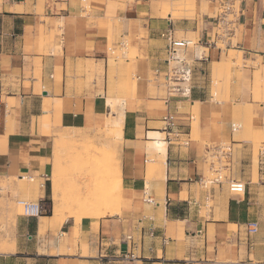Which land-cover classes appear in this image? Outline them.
I'll return each instance as SVG.
<instances>
[{"label":"crops","instance_id":"obj_1","mask_svg":"<svg viewBox=\"0 0 264 264\" xmlns=\"http://www.w3.org/2000/svg\"><path fill=\"white\" fill-rule=\"evenodd\" d=\"M221 1L0 0V264H119L129 234V264H264V0H230L218 36ZM168 30L195 39L187 82L166 80L179 67ZM122 47L131 55L111 58ZM113 119L117 206L57 213L56 142L101 141ZM222 145L228 177L207 187ZM18 199L43 212L15 213Z\"/></svg>","mask_w":264,"mask_h":264},{"label":"rangeland","instance_id":"obj_2","mask_svg":"<svg viewBox=\"0 0 264 264\" xmlns=\"http://www.w3.org/2000/svg\"><path fill=\"white\" fill-rule=\"evenodd\" d=\"M231 18L232 16L228 15V19ZM223 31H225V27L219 26V28L215 30V33H217L218 36H222ZM181 38H183V36ZM188 38L192 39V42L195 41L192 35H189ZM219 46L223 47L221 43H219ZM193 47L194 44H190L188 49H192ZM177 49L178 53L182 54L183 48L178 47ZM125 53L131 55L129 51L125 50L123 47L121 49L112 50L110 54L111 58H115L121 57L122 54ZM235 61L238 65L241 64L240 58H237ZM229 63V59H223L219 64L222 67L218 78L222 79L225 84H227L228 79L227 65ZM263 84V82L256 79L258 89L260 86L264 88ZM118 133L117 128L110 127L108 131L100 136L101 141L98 138L94 139L92 137L91 139L77 144V142L67 140L71 138L68 135V138H63L56 142L53 171L54 168H56L55 170L59 171L61 174L58 183L54 185V191L61 192L60 198L56 204L57 213H64L65 215L70 213L82 214L81 216L76 215L74 217L76 221H79L82 217H91L88 215L89 213H97L103 207L110 208L113 205L111 200L117 197V184L114 180V164L116 163L114 160V153L116 149L115 140L120 138ZM228 147V145L212 147L211 151L207 153V160L213 166L212 171L207 175V187H209L208 181L214 179L224 180V178L228 177L227 154L230 153ZM233 170L236 173L235 176L239 178L240 172H237V169ZM240 180L242 181V179ZM62 189H66V191H61ZM115 194L116 197H114ZM211 204V201L208 202L206 209H208ZM13 206L14 212L20 214L21 210L16 202L13 203ZM65 218L67 217L64 215L59 216V220Z\"/></svg>","mask_w":264,"mask_h":264},{"label":"built area","instance_id":"obj_3","mask_svg":"<svg viewBox=\"0 0 264 264\" xmlns=\"http://www.w3.org/2000/svg\"><path fill=\"white\" fill-rule=\"evenodd\" d=\"M221 3H222L221 10H220V14L218 17L219 26H223L225 22H231L232 18L228 19L227 17L228 15L232 16V10H233V2H231L230 0H222ZM166 34H167L166 49H167V55H168L166 62L168 63L169 60H173L176 63H178V66H179L175 68L174 70H171L170 74H166V80H170L172 78L173 81L180 80L183 82H187L190 77V71L188 68L182 66V64L184 63L183 52L182 54L178 53L177 48L180 47L184 49V47H186V45H188L192 41L184 39V38L177 40L173 37V35H171V31L169 30L167 31ZM181 92L185 93L184 88L181 89ZM166 125H167L166 127L168 128L171 127V124L169 123ZM228 190L232 194H236V195L243 194L246 191V183L239 179H230L228 181ZM145 200L147 202L152 201L150 198H146ZM16 204L19 206L21 210V214L24 216L37 217L43 212L42 205L38 202L18 199L16 201ZM244 229H245L247 236L254 235L258 231V224L255 221L246 222L244 225ZM125 243H127V251L123 255L120 256L119 264H129V262L133 261L136 258L133 252L135 248V243L132 240V236L130 234L125 237ZM101 258H105V257L102 256Z\"/></svg>","mask_w":264,"mask_h":264},{"label":"bare ground","instance_id":"obj_4","mask_svg":"<svg viewBox=\"0 0 264 264\" xmlns=\"http://www.w3.org/2000/svg\"><path fill=\"white\" fill-rule=\"evenodd\" d=\"M113 99V98H112ZM114 100V99H113ZM117 121V120H116ZM114 119L110 122V124H111V126L110 127H112V128H117V131L119 132L118 134L120 135V128H119V126H120V122H116ZM119 128V129H118ZM150 135L151 136H156V134H151L150 133ZM64 137H61V139H63ZM60 147V146H59ZM161 149L159 150V157H161ZM225 152V151H224ZM57 176H60L59 174H57L56 175V172H55V175H54V184L56 185L57 184V180H58V178H57ZM93 177V176H92ZM117 177L118 176H116V181H117ZM95 180V179H94ZM116 184H117V188H118V182H116ZM89 186V185H88ZM90 186H92V185H90ZM6 187V186H5ZM86 190H87V188H86ZM245 193V192H244ZM118 196H119V194H117V197H116V194H115V196L114 197H116V198H113L112 200H111V202L113 203V205L115 206L116 205V203H117V200H118ZM117 206V205H116ZM110 212H112V210H111V208L109 209V208H106L105 210H103V211H101L100 213L101 214H109ZM92 218H99L100 217V215H94V216H91ZM224 264V263H223ZM229 264V263H228Z\"/></svg>","mask_w":264,"mask_h":264}]
</instances>
